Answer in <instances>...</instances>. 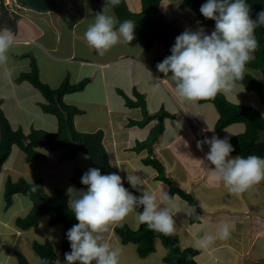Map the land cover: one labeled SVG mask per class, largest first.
Returning a JSON list of instances; mask_svg holds the SVG:
<instances>
[{"label": "crops", "instance_id": "0c3cea01", "mask_svg": "<svg viewBox=\"0 0 264 264\" xmlns=\"http://www.w3.org/2000/svg\"><path fill=\"white\" fill-rule=\"evenodd\" d=\"M126 1L132 12L141 11V0H134L135 9L131 7L128 0ZM167 1L164 0L165 3ZM82 3L83 9L78 14L76 12L79 7L71 0H58L57 8L49 12H37L17 4V9H11L18 15L16 27L9 23L4 12L7 21H1L0 28H10L17 38L16 47L10 53V61L16 65L26 60L29 62L28 67L22 72L20 68H16L15 78L9 77L7 83L1 84L0 79V85L8 89L14 100L9 105L8 96L1 93L0 107L12 128L21 130L25 134H29L33 129L49 133H55L58 129L56 119L44 113L40 117L38 126H34L35 122L30 123L31 126H29L27 121L26 109L25 105H22V100H27L32 94H36V89L28 82L18 81V78L22 73L30 70L32 59H35L38 64L41 80L52 88H58L66 80H69L71 84H78L88 79L89 83L83 91L68 94L64 98L67 104L83 111L82 115L75 117L76 129L83 133H95L99 130L105 132L104 145L111 164L118 169V175L123 179L124 186L128 183L127 175L136 174L143 178L142 187L145 189L157 196L163 192L169 194L170 186L158 180L157 171L143 163L149 155V150H144L139 154L133 151L137 142L148 139L151 129L159 121L155 119L145 128L129 126L131 120L142 119V112L140 109L126 107L125 100L118 90H122L132 99H135L134 90L139 91L146 97L151 115H159L165 111L175 116L165 118L164 133L152 146V150L153 157L159 159L164 165L167 176L180 189L192 195L196 201L199 211V221L196 223L191 221L189 203L180 196L176 195L175 202L168 205L176 222L174 234L179 237L182 249L198 250L199 253L195 257L198 264H264V182L255 185L240 196L230 194L221 182L213 181L210 176L208 169L214 166L205 158L210 151L208 145L203 146V151L196 146L197 141L205 137L211 138L213 135L220 137L228 132L226 130L235 129L238 134H241L245 130L244 125L235 124L228 127L229 129L216 132L215 124L219 114L215 107L217 115H213V111H210L212 116L206 118L201 109L197 110L198 115H194L196 110L193 107L196 106V102H182L176 96L181 109L176 105H170L169 99L171 98L167 91V83H165L167 78H162V73H159L156 68V64L161 62L162 57L169 53L163 46V51L155 49L158 44L146 51L140 36L134 35L135 38L130 44H117L104 56L98 55L97 51L86 43L84 32L88 25L93 23L95 14L103 11L105 4L97 0H82ZM177 8H179V3ZM109 10L110 8L106 7L105 13L107 14ZM186 15L184 17H190L189 14ZM1 17L2 14L0 20H2ZM182 24L187 28L178 27L180 30L191 29L188 28L187 22H182ZM240 85H236V92L239 95L246 94L247 90ZM37 101L36 105L41 109L44 98ZM206 110L209 111V107L204 109ZM14 147L0 174V264H18L17 254H22L21 248L24 247V242L29 243L30 233L41 226L29 231H21L16 227L17 218L27 215L33 205L31 201L28 203L20 197L23 195H15L12 205L6 208L5 185L11 179L8 172L19 174L20 170L25 172V165L30 163L26 160L25 154L20 149L19 152L14 151ZM15 154H17L16 157ZM64 154V150L49 153L44 159L48 165L43 175L35 173L36 168L31 171L33 180H29L26 174H20L16 181L25 179L32 184L40 181L46 191L48 184L52 188V185L55 186L58 181L64 179L71 181L76 171L85 173L92 168L90 159H84L85 154L81 153L73 160H66ZM58 159L64 164L62 169L55 165V160ZM58 190L54 188L53 193L55 194ZM199 201L204 203L203 209L199 207ZM25 212L28 213L23 214ZM222 223L230 225V239L226 241L217 239L212 247L204 250L193 247V242L198 237L205 234L215 235ZM123 224L135 230L141 226L135 213L130 214ZM56 226L49 225L48 230ZM114 229L115 227L106 234L107 240L112 245L114 244V247H122L124 254L123 248L129 250L133 244L124 245L117 238ZM61 234L63 235V229ZM58 236L61 239V235ZM50 239L46 238L41 243L52 242ZM35 242L37 241L32 240L30 243L33 246ZM133 248L131 252L135 253L138 262H142L141 264H166L167 252L159 256L156 253L157 244L156 252L147 258H140L136 246ZM36 261L40 264V258ZM126 264L131 263L128 261Z\"/></svg>", "mask_w": 264, "mask_h": 264}, {"label": "clouds", "instance_id": "9594fccd", "mask_svg": "<svg viewBox=\"0 0 264 264\" xmlns=\"http://www.w3.org/2000/svg\"><path fill=\"white\" fill-rule=\"evenodd\" d=\"M6 1L0 0V3L9 11V7L13 8V0L8 4ZM14 2L18 4L17 0ZM120 3L121 0H106L103 11L95 14L93 23L84 32L86 43L100 56L117 44H130L135 38L136 23L133 20L120 22L116 16L105 13L106 7L114 8ZM200 12L205 19L215 21L211 34L203 28L186 29L175 38L171 55L156 65L158 72L174 84L175 94L182 102H197L232 93L237 82L243 80L247 64L259 48L255 29L264 26V11L257 14L256 20L251 19L246 0H207L201 5ZM16 39L10 28H0V65L7 67L9 77L14 73L10 53L16 47ZM204 145L210 149L205 158L214 166L208 169L212 180L221 182L230 194L240 196L264 182V158L257 155L232 157L235 148L227 137L221 139L213 135L197 141L199 150L203 151ZM89 158L84 156V159ZM127 181L141 193L139 196L124 186L117 173L101 174L95 167L89 168L81 177L86 190L74 186L67 188L68 208L78 223L66 233L71 248L65 253L66 264H120L122 247L109 243L106 234L114 227H123V222L132 213L149 230L165 236L175 233L176 222L168 205L174 203L177 196L167 192L157 196L142 187L144 180L136 174H128ZM36 187L34 184L32 190ZM199 207H205L202 201H199ZM190 208V214L199 219L196 207L190 205ZM230 238V225L222 223L215 235L198 237L193 247L204 250L212 247L217 239L226 241ZM40 264L49 262L43 259Z\"/></svg>", "mask_w": 264, "mask_h": 264}, {"label": "trees", "instance_id": "16d2710c", "mask_svg": "<svg viewBox=\"0 0 264 264\" xmlns=\"http://www.w3.org/2000/svg\"><path fill=\"white\" fill-rule=\"evenodd\" d=\"M17 2L23 7L37 12H49L57 8V0H17ZM97 2L106 4V0H97ZM163 2L164 0H141L142 9L138 13H134L129 9L126 0H121V3L114 8L108 6L115 12L120 22L131 19L136 23L134 33L140 36L146 51L151 50L156 44L169 51L167 55L162 57L161 62L171 55L170 49L175 43V38L184 32L166 19V15L161 8ZM204 3H206V0H179V8L192 11L201 24L214 29L215 21L205 19L200 12V7ZM246 3L250 5L251 19L256 20L257 14L264 11V0H246ZM4 11L9 23L16 27L18 15L9 12L6 8H4ZM189 30L194 31L193 29ZM255 35L259 41V48L254 53L253 59L247 64L243 80L237 83L244 86L247 91L255 92L260 103L264 105V26L257 27ZM254 72L261 73L262 80L257 78ZM162 78L166 77H163L162 74ZM18 81L28 82L42 94L44 103L40 106L41 110L44 114L51 115L56 119L58 129L55 133L33 129L29 134H25L21 130H14L0 107V174L14 146H17L25 154L28 162L44 160L47 158L48 153L64 150L66 160H73L82 153L90 157L91 167L99 168L101 174L113 172L119 174L118 169L111 164L108 151L104 145L105 132L103 130L95 133L78 131L74 120L76 116L82 115L83 111L76 106L67 104L64 99L68 94L83 91L89 83L88 79L78 84H71L69 80H66L58 88H52L41 80L38 64L35 59H32L30 70L22 73ZM118 93L124 98L126 107L140 109L142 112V119L131 120L129 122L130 127L145 128L153 120H159L151 129L148 139L137 142L133 151L139 154L144 150H149V155L143 160V163L157 171L158 180L170 186V196H180L189 205L195 206L198 215L199 211L194 197L180 189L167 176L161 161L153 157L152 146L164 133L165 118L175 116L165 111H162L159 115H151L146 97L137 90L133 92L135 99L127 96L122 90H118ZM200 103H210L216 108L219 114L218 121L215 124L216 132H221L235 124L244 125L245 130L243 133L229 138L230 143L235 148L231 155H242L244 157L257 155L264 158V116L257 109L248 105L235 104L225 94H218L212 99L200 100ZM159 116L161 119H159ZM83 174L82 171H76L71 178L72 183L80 189H86V186L81 184ZM34 184L38 186L35 191L32 190ZM34 184L25 179L18 181L9 179L5 185L6 208L12 205L14 196L18 194L27 197L33 204L27 215L17 218L16 227L21 231H29L39 227L44 218L48 219L51 226L63 225L62 249L64 254L70 252V243L67 240L66 233L78 221L68 208L67 190H58L54 195H49L46 193L42 182L38 181ZM125 187L134 195H140V192L132 188L129 183H126ZM139 210L142 211V208ZM191 221L196 223L199 219L191 215ZM114 232L124 245H135L140 258H147L155 253L156 242L160 240L167 250L165 257L167 264H198L195 257L199 251L191 248L182 249L179 237L176 234L165 236L159 232L149 230L144 224H141L137 230L123 224V227H115ZM33 249L39 256L40 261L46 259L49 264L57 263V253L52 242H35ZM17 259L18 264H31L22 254H17Z\"/></svg>", "mask_w": 264, "mask_h": 264}, {"label": "rangeland", "instance_id": "374dc122", "mask_svg": "<svg viewBox=\"0 0 264 264\" xmlns=\"http://www.w3.org/2000/svg\"><path fill=\"white\" fill-rule=\"evenodd\" d=\"M71 1L76 3L77 6L79 7V10H77L76 14L80 13V11L83 9L82 0H71ZM128 2L130 3V5H131V7L133 9L136 8V2L134 0H128ZM206 2H207V0H206ZM178 3H179V0H168L166 3L165 2L162 3V6H161L162 10L164 11V13L166 15V19L170 23H172V24H174L177 27L182 29V28H187L186 25L182 24V22H184V23L187 22L188 23V28H191L194 31H196V30H198L200 28H203L207 34H211V32L214 30L213 28L206 27L203 24H201L192 11H190L188 9H179V8H177V4ZM11 5L13 6L14 9H17L16 8V2H14V0H13V3ZM170 5H171V7H170ZM3 8H5L4 4L0 3V15L2 14V17H1L2 20H0V22L1 21H3V22L7 21V18L4 15L5 11H4ZM11 9L12 8L9 7V11L10 12H11ZM23 14H25V13H23ZM107 14L108 15H114V16L117 17L115 12L112 11L111 9L109 10V12ZM186 14H189L190 17H188V18L184 17V16H187ZM3 15H4V17H3ZM117 19H118V17H117ZM134 35H137V34L134 33ZM158 45H156L157 48H155V49H158V51H161L162 49H164V48H162V46H158ZM28 64H29V62L27 60L23 61V63L20 62V64H17V65L13 64L10 61V66L14 68V73H13L12 76L15 78V76H16V70L15 69L16 68H20L21 69L20 72H22V70H24V69H26L28 67L27 66ZM16 66H18V67H16ZM254 74H255V76L257 78L262 80L261 73L254 72ZM8 78H9V76L7 75V67L4 66V65H0V79L2 81L1 84L7 83V79ZM165 83H167V86H168L167 87V91H168V93L170 95V98H171V99H169L170 100V102H169L170 105H172V106L176 105L177 107H179L181 109V105H180L179 100L177 99L176 94H175V90L172 87V82L167 78L165 80ZM236 85H239V84H236ZM263 85H264V82H263ZM28 87H29V85H28ZM240 87H243V86L240 85ZM1 93H5V95L8 96V98H7V99H9L8 103H9V105H11L13 103V101H14L13 97L10 96L11 94L8 91V89L6 87H3L2 85H0V96H1ZM35 93L36 94H32L27 100H22V102H23L22 105H25L26 116H27L28 123L29 124L30 123L33 124V122H35L34 126H38L37 124L39 123L40 117L43 115L42 114L43 112L41 111L39 106L36 105V104L38 102L37 100H43V98L41 96V93L38 92L37 90L35 91ZM226 96L231 102H233L235 104L251 106V107L257 109L264 116V105H262L260 103L259 97H258V95L255 92L246 91V94L239 95V93L236 92V90L234 89V91L232 93L226 94ZM195 105L197 107L196 106L193 107L196 110L194 112V115H198L197 114V110H200V109L203 111V115H205L206 118H210L212 116L210 111H213V115H217L216 114L217 112H216V110H215V108H214V106L212 104H203V103H200V101L199 102L197 101L195 103ZM208 107H209V111L208 110L204 111V109L208 108ZM31 124L29 126H31ZM237 126H239V125H237ZM226 131H228V132H226L225 134L221 135L219 138H221V139H224L225 137L230 138V137L235 136L236 134H238V132L235 129L234 130H226ZM14 151H18L19 152L20 150H19V148L14 147ZM57 153H55V154H57ZM48 155H49V153L47 154V156ZM16 156H17V154H15V157ZM55 161H56L55 165L57 166V168L62 169L61 167H62V165L64 166V164L61 162V160L58 159V160H55ZM20 162H23V161H20ZM50 163H51V161H50ZM46 165H48V164H46L44 162V160H40V161L37 160L36 162H34V161L30 162V163L25 165V172L20 170V174H26L25 176H27L29 180H33L34 177H32V172L31 171L33 169L36 170V168H37V170L34 171V172L35 173H41L43 175V171L45 169H47ZM21 169H23V168H21ZM28 172H30V173H28ZM59 173H60V171H59ZM20 174L19 173H9L8 172V176H10L11 180H13V181H16L17 178H19ZM46 184H47V182H46ZM55 186L52 185V188H51L49 186V184H48L47 189H46L47 193L54 194L53 193L54 188H58L59 190H67V188L69 186H74L76 189H78V187L75 186L71 181H69V179L68 180L64 179L63 181H58ZM20 197H22L25 201H28V203H30L29 202L30 200L27 197H25V196H20ZM27 213L25 212L23 214H27ZM40 225L41 226L36 231L31 232L33 234L32 236H31V233H30V240H31L30 242L32 243V240H36L37 242H42L46 238H51L50 240L54 243L55 249H56V253H57V263L56 264H62V263L66 264V262H63L64 259H65V254H64L63 249H62V234H61L62 229L64 231V226L63 225H57L52 230H48L49 229V224H48V219L47 218H44ZM48 231H50V232H48ZM58 235H61V239H59L60 237ZM30 242L29 243L24 242V247L21 248L22 254H24L27 257L28 261L31 264H38L36 259L39 258V256L34 251L33 246H32V244ZM156 244H157V252L156 253L159 256L161 254L165 253V251L167 252L166 248L164 247L163 243L160 240H158L156 242ZM133 247H135V246L131 245L129 250H128V248H123L124 249V254L123 253L121 254L120 264H126V262H128V261L131 264H141L142 263V262L139 263L138 262L139 260L136 257L135 253L131 252V249H134ZM125 251H126V253H125ZM154 259H156V258H154ZM134 260H137V261H134Z\"/></svg>", "mask_w": 264, "mask_h": 264}, {"label": "built area", "instance_id": "2783aa9c", "mask_svg": "<svg viewBox=\"0 0 264 264\" xmlns=\"http://www.w3.org/2000/svg\"><path fill=\"white\" fill-rule=\"evenodd\" d=\"M8 3H11V1H10V0H7V1H6V4H8Z\"/></svg>", "mask_w": 264, "mask_h": 264}, {"label": "water", "instance_id": "95a60500", "mask_svg": "<svg viewBox=\"0 0 264 264\" xmlns=\"http://www.w3.org/2000/svg\"><path fill=\"white\" fill-rule=\"evenodd\" d=\"M159 119H161V117L159 116Z\"/></svg>", "mask_w": 264, "mask_h": 264}]
</instances>
